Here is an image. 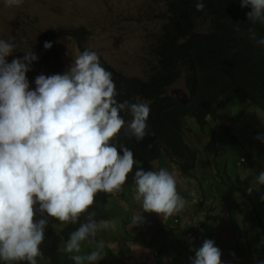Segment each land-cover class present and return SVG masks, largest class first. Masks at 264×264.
Here are the masks:
<instances>
[{"label": "clouds", "instance_id": "1", "mask_svg": "<svg viewBox=\"0 0 264 264\" xmlns=\"http://www.w3.org/2000/svg\"><path fill=\"white\" fill-rule=\"evenodd\" d=\"M101 5L110 25L32 39L31 17L0 13V264H264V133L240 130L264 119V0H163L160 28L119 55L145 63L139 77L90 41L142 16ZM223 40L243 45L242 70L221 67ZM218 91L215 115L200 108Z\"/></svg>", "mask_w": 264, "mask_h": 264}, {"label": "rangeland", "instance_id": "2", "mask_svg": "<svg viewBox=\"0 0 264 264\" xmlns=\"http://www.w3.org/2000/svg\"><path fill=\"white\" fill-rule=\"evenodd\" d=\"M4 0H0V13H4L8 21L14 20L19 11L31 17L32 21L29 24L30 39L40 29L46 28H58V27H70L73 25L92 24L98 29H101L104 25H110L112 19L107 15L105 9L101 5V0H26V5L17 10L15 7H7ZM115 6L117 7L114 12L120 14L121 17L128 15H135L137 20L142 21L149 18L151 23L148 25L147 22L136 21L132 22L131 25H123L124 31L127 33L124 37L112 36L110 33L98 32L91 38L90 44L102 51L107 60L113 64H117L120 71H124L126 74L140 76V72L144 67L145 63L141 59L137 58L136 55H125L123 58L119 57L121 49L128 48L133 51L135 44H143L148 41L147 37L142 36L144 29L148 27H154V29L160 28L161 20L155 19L152 16L164 11L163 0H115ZM52 10L57 13L54 15ZM142 22V23H141ZM1 37H5L4 34L0 33ZM25 39L23 48L28 49V41ZM59 52L63 59H69L70 57L78 53V48L72 44L71 41L63 40L58 45ZM232 102L226 103L224 106L230 107ZM241 123V135H246L244 140L248 143H255V137L264 133V119L261 115H257L256 123L250 125L248 120L250 117H242ZM258 120L260 123L258 124ZM254 151V148H253ZM260 155L254 156V165L258 168L260 161ZM125 199L120 202L121 208H128L129 201L128 197L133 194L134 190H126ZM240 223H237L236 229L239 230ZM172 249L166 254H171L175 258L177 253L183 252V244L176 242L172 244ZM108 252L110 250H107ZM112 251L117 255L118 249L114 247ZM114 255V259H116Z\"/></svg>", "mask_w": 264, "mask_h": 264}, {"label": "trees", "instance_id": "3", "mask_svg": "<svg viewBox=\"0 0 264 264\" xmlns=\"http://www.w3.org/2000/svg\"><path fill=\"white\" fill-rule=\"evenodd\" d=\"M218 45H220L225 52V56L221 59V62H223V64L221 65L222 68H228L232 65L236 66L237 71L242 70L244 68V65L242 62H245L244 59L246 57L244 54V47L242 44L234 43L232 40H229V41L223 40L219 42ZM173 59L175 63H180V64L189 61L187 57L181 56L178 54L174 55ZM260 59L264 62V53L261 55ZM213 66H218V64H214ZM206 67H207L206 65L203 66V68H206ZM246 73L247 71H245L243 74L246 75ZM262 74L264 77V70H262ZM227 79H231L229 74H227ZM222 94H223V91H218L215 95L209 98L207 104L201 105L200 108L208 107L210 109V113L215 115L216 114L215 109H218L219 103L223 100ZM145 96H149L151 98L156 99L157 92L154 91L152 93L146 94ZM160 127L161 126H157L156 128H160Z\"/></svg>", "mask_w": 264, "mask_h": 264}]
</instances>
